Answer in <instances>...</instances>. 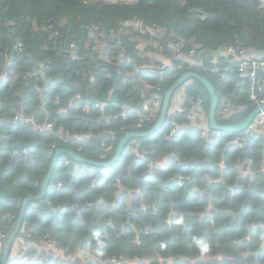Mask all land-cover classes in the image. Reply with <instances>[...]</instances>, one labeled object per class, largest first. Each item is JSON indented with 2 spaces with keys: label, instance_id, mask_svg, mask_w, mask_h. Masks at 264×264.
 <instances>
[{
  "label": "trees",
  "instance_id": "trees-1",
  "mask_svg": "<svg viewBox=\"0 0 264 264\" xmlns=\"http://www.w3.org/2000/svg\"><path fill=\"white\" fill-rule=\"evenodd\" d=\"M126 1L0 0V233L7 234L0 264L23 200L40 192L51 167L55 154L49 156V150L66 148L87 159L110 160L121 138L135 130L138 116L154 107L153 100L164 101L180 77L169 68L157 76L159 56L171 59L182 72L197 70L196 62L192 66L175 57L170 42L196 47L199 54L219 60L220 67L228 65L221 56L228 46L264 51V0ZM95 27L99 40L123 51L107 57L100 48L93 49ZM152 36H160L156 48ZM42 71L49 81L46 88ZM28 72H35V78L27 80ZM200 74L209 77L220 101L231 93L233 106L247 108L242 114L254 108L247 83L243 96L234 91L245 82L236 70L227 79L214 72ZM192 79L189 92L203 103L208 122L209 92ZM161 111L144 121L142 129H151ZM30 116L35 122H26ZM217 119L227 124L231 116L217 113ZM178 120L172 137L163 126L151 136L132 139L111 167L61 155L45 197L28 203L6 264H116L113 259L118 264H191L186 261L190 259L196 260L192 264H219L226 256L235 264H264V179L260 174L254 180L244 178L237 166L249 158H264L263 135L240 142L239 148L227 144L236 133L206 141L186 127L185 116ZM109 146L112 153L101 158ZM178 175L192 176L180 186ZM219 177V191L211 187L219 209L212 218L201 214L209 196L198 195L193 187L207 189L202 179ZM259 179L263 183L257 186ZM142 204H154L158 212H142ZM173 205L188 213L170 219ZM25 225L28 261L13 256L16 239L26 236ZM193 237L209 243L208 255L201 256ZM45 242H52L61 254H81L74 260L53 254L47 258L41 249Z\"/></svg>",
  "mask_w": 264,
  "mask_h": 264
},
{
  "label": "built area",
  "instance_id": "built-area-1",
  "mask_svg": "<svg viewBox=\"0 0 264 264\" xmlns=\"http://www.w3.org/2000/svg\"><path fill=\"white\" fill-rule=\"evenodd\" d=\"M137 26L142 27V25L137 23ZM98 27H95L91 30V39H92V45L93 49H98L100 47L98 36H95V33L97 31ZM155 34V33H154ZM152 42L151 46L156 48V46H159V38L160 36H152ZM111 39H114V36H111ZM114 41V40H113ZM172 48H174L175 57L178 59H182L184 62L192 63L194 65V62H196V67L199 69L198 72H214L219 74L223 78H228L227 74L232 72V69L236 70L237 74L240 76L241 80H244V83H239L238 88H242L245 83H247L248 90H249V98L250 101L253 103V105H256L258 107H262L264 105V51H252L249 52L243 48L235 47V46H228L223 52L222 56L227 61L228 65L225 67H220L219 63L220 61L217 59H214L212 57L206 56V60L204 61V58H201V60H197L196 57L199 55L198 49L196 47H192L190 49L187 48V45L185 43H179L176 44L173 42H170ZM141 45V43H139ZM119 47V53L123 51L124 48ZM19 50L21 51L22 45H18ZM159 49V47H157ZM159 59L161 60V65H159V68L161 70H165V68H169V70L176 72L177 74H180L183 69L180 66H176L169 62L168 59L163 58L162 56H159ZM36 76L35 72H29L27 74V80L31 79L32 77ZM194 81L193 79H188L184 83L180 85V87L177 89V95L179 100V104L176 109H172L171 114L174 115V117L170 120H166L164 123V126L168 127V135L169 137L174 136V134L177 132L178 127L180 126V121L178 120V117H180L181 113L185 110L186 113H184L182 116H185L186 118V127H192L197 132L200 133V136L203 140L210 141L215 138L221 137L224 132L221 130L213 129L206 121V112L203 107V103H201L200 100H196V96L191 95L189 92V88L193 85ZM154 101H156L154 103ZM154 107L149 110V112L142 118V120L136 125L133 126L135 129L134 131H140L142 128L145 129L144 121H152L154 118H156V115L160 112L162 108L163 101L159 98L153 100ZM247 108L243 104H237L233 106V103H222L218 106V114L221 117L227 116L232 111L237 112L238 110L244 111ZM258 117L264 118V110L261 111ZM20 115H16V119H19ZM26 122L33 123L35 122V118L33 116H30L26 119ZM47 124L48 128L52 127V123L48 122ZM262 122L258 121L257 119L253 120L252 125L250 124V127L246 130L245 135L247 137H257L262 132ZM264 127V125H263ZM39 128V126H38ZM243 139V135H236L231 142L232 143H238ZM67 140V139H66ZM114 140V139H113ZM68 141V140H67ZM129 144V143H128ZM105 153L102 154L101 158H106L107 153H112V147L109 146L105 149ZM49 156H52L55 154L54 149L52 148L48 152ZM163 167V166H161ZM184 180L186 178H182L180 180V185L182 186L184 183ZM217 182L219 183V179L217 181H208L207 184H211ZM216 200H213L211 202V214L216 215L219 212L218 207L216 206ZM21 229V228H20ZM23 234H26V236H22L16 239V246L14 247L15 250L13 251V256L20 255L23 258V255L26 256V260H28V253L30 250H28L29 242H28V236L26 225L23 227L22 230ZM7 238V234L5 232L0 233V252L3 248L2 239ZM48 243L47 248L50 249L51 254L53 255H60L63 256V252L60 250L55 249L52 244L50 245L49 242H45L44 244ZM251 251L247 249L245 251V254L249 255ZM78 255V256H77ZM71 257V254L69 255ZM73 259H76L80 256V254H74L72 255ZM255 256V255H254ZM258 256V255H257ZM114 263L118 264L119 260L113 259Z\"/></svg>",
  "mask_w": 264,
  "mask_h": 264
},
{
  "label": "water",
  "instance_id": "water-1",
  "mask_svg": "<svg viewBox=\"0 0 264 264\" xmlns=\"http://www.w3.org/2000/svg\"><path fill=\"white\" fill-rule=\"evenodd\" d=\"M130 2L132 0H127L126 2ZM201 55L198 56L197 59H201ZM189 78H196L198 81H200L208 90L209 95H210V109H209V120L208 124L216 130H221L226 133H242L244 130H246L250 124L252 123L253 119L261 112V108L264 109V105L260 107H256L254 110H252L249 114H246L242 119L234 121L232 123H227V124H220L217 119V113H218V106H219V99L217 96V91L209 77L203 76L197 72L189 71L184 73L166 92L164 96V102L162 106V111L161 115L156 122V124L149 130H144V131H135V132H128L126 133L121 140L119 141L117 150L113 158H111L108 161H95L91 159L84 158L83 156L77 154L76 152L66 149V148H59L56 150L55 155L52 160L51 167L44 178L42 185H41V190L40 192L35 195V196H28L23 200V205L22 209L20 212V215L18 217V220L16 222L17 227L16 230L12 236V239L7 246L4 255L1 260V264H6L7 262V255L9 253V248L11 246L12 240L17 234L19 227L23 221L25 210L27 208V205L30 201L32 200H41L45 197L46 189L53 177V173L58 161V158L63 155V154H68L71 157H73L75 160L78 162H84L90 165H94L97 167H111L112 165L115 164V162L120 158L121 154L125 151V147L127 146L128 142H130L134 138H143V137H148L153 134H155L157 131H159L167 118V115L170 113V105L172 101V97L176 90L180 87V85L185 82ZM244 111L238 110L237 113L242 114ZM224 162H222L223 164ZM194 263V262H193Z\"/></svg>",
  "mask_w": 264,
  "mask_h": 264
},
{
  "label": "crops",
  "instance_id": "crops-1",
  "mask_svg": "<svg viewBox=\"0 0 264 264\" xmlns=\"http://www.w3.org/2000/svg\"><path fill=\"white\" fill-rule=\"evenodd\" d=\"M101 50L102 51H104L105 52V54H106V56L107 57H110V55L112 54V53H114V47H110L109 46V42H108V40H106V39H102L101 40ZM103 48V49H102ZM248 51V50H247ZM253 50L252 49H249V52H252ZM199 55H201V57L202 58H204L203 60L205 61L206 60V56H208L209 57V55H207L206 53L205 54H199ZM221 56H222V54H221ZM223 57V56H222ZM9 62H11V60L9 59ZM169 62L170 63H172L171 62V59H169ZM154 63H153V60L151 61V65H153ZM173 64V63H172ZM191 65L193 66V64L191 63ZM195 67V69H196V66H194ZM166 71L167 70H161L160 68H159V74L158 73H156L157 74V76H159L160 77V75H161V77L166 73ZM6 74H7V70H5V72L2 74V77H5L6 76ZM41 75H43V76H45V74H44V72L42 71L41 73H40ZM227 79V78H226ZM43 80H45V83H44V85H45V88L47 87V85L49 84V81L46 79V76L44 77V79ZM245 85L240 89V88H238V85H237V87L235 88V92H237V90H239V95H241V96H243L244 95V93H245ZM246 89H247V91H249L248 90V86L246 85ZM217 91V90H216ZM237 94V93H236ZM235 94V95H236ZM234 95V96H235ZM238 95V94H237ZM219 99V98H218ZM179 100H180V98L178 99V95L175 97V100H174V102H173V104H172V109H176L177 108V106H178V104H179ZM230 100H231V93H228V94H226V95H224L223 96V99H222V101H220L219 100V104H222V103H228V102H230ZM248 101H250V98L248 97ZM251 102V101H250ZM252 103V102H251ZM252 105H253V103H252ZM254 108L252 109V110H254L255 108H256V105H254L253 106ZM251 110V111H252ZM251 111H249L247 114H249ZM206 112V111H205ZM148 113V112H147ZM147 113H141L138 117L139 118H143ZM261 113V112H260ZM259 113V114H260ZM233 114H239V113H237V112H235L234 113V111H232V113H230L229 115H227V116H224V117H222V118H226V117H228V116H231V121H229L228 123H231V122H233L234 120H233ZM259 114L253 119V120H255V119H257L258 121H261L263 124H262V135H263V138H264V127H263V125H264V118H261V117H258L259 116ZM208 123V122H207ZM252 123H253V121H252ZM252 123H251V125H252ZM191 127V126H190ZM192 128V127H191ZM199 135H200V133H199ZM242 141H240V142H243L244 140L243 139H241ZM251 141V140H250ZM240 142H238V143H232L231 142V140L229 141V142H227V144H233V145H237L239 148H240V146H241V144H240ZM222 162H224L223 164H222ZM221 162V168L222 169H224L225 168V160H223ZM159 163H161V165H160V167L161 166H163L164 165V161L163 160H161V161H159ZM241 163V164H240ZM239 165V167H240V169H241V171H242V176L244 177V178H246L247 177V179H252V180H254L255 178H257L258 176H259V174H260V176H261V178L262 179H264V158L259 162L258 160H256V159H254V158H249L248 160H246V161H241V162H239V163H237V166ZM95 171V170H94ZM93 171V172H94ZM191 176L192 175H187V177H185L186 178V181L187 180H190V178H191ZM182 178H184V177H182L181 175H178V176H176L175 177V180H179V184H180V180L182 179ZM219 179V184L222 182V179H221V177H219V178H215V179H208V178H203L202 179V181L204 182H207L208 183V181H213V180H215V181H217ZM192 180V179H191ZM206 183V184H207ZM263 182H262V180L261 179H259V180H257V182H256V185L257 186H260L261 184H262ZM184 184H185V182L183 183V185L182 186H184ZM217 182H214V183H211V184H207V185H209V188H207V189H204V188H200V187H198V186H196V187H193V190H195V192L197 191V193H198V195H203V193H205L206 195H208L209 196V204H208V208L206 207L202 212H201V214H204V213H206V214H208L209 216H211L212 217V214H211V202H213V200H216V202H217V196H215L214 197V194H213V196L211 195V187H213L214 185L216 186V191H219V187H220V185H219ZM181 186V185H180ZM147 208V204H142L141 205V210H145ZM188 213V211H182L181 209H177L176 208V206H172V208L170 209V212H169V218L171 219L172 217H173V215L174 214H179V215H186ZM213 218V217H212ZM152 227V226H151ZM150 227V228H151ZM146 230H148V231H151L150 229H146ZM160 231V230H159ZM142 233V232H141ZM160 233H161V231H160ZM41 249L42 250H44V254H47V255H49L50 254V249L49 248H42L41 247ZM81 254V253H80ZM247 255V254H246ZM35 256H38L37 254L35 255ZM51 256V255H50ZM232 261V260H231ZM232 263L233 264H235V262L234 261H232ZM134 264V263H133Z\"/></svg>",
  "mask_w": 264,
  "mask_h": 264
},
{
  "label": "rangeland",
  "instance_id": "rangeland-1",
  "mask_svg": "<svg viewBox=\"0 0 264 264\" xmlns=\"http://www.w3.org/2000/svg\"><path fill=\"white\" fill-rule=\"evenodd\" d=\"M196 69H199L198 67H196ZM222 89V87L220 86L219 87V91ZM146 102H149V101H146ZM156 101H154V103H155ZM256 107H258V106H256ZM261 108V107H260ZM262 110H264V109H262L261 108V111ZM184 113H186V111L184 110L182 113H181V115L180 116H182ZM246 114H238L237 116H235L234 118H233V120H240V119H242L244 116H245ZM250 127V126H249ZM248 127V128H249ZM247 128V129H248ZM246 129V130H247ZM246 130H244L241 134L243 135V140L245 141V140H248V141H250L252 138H256V137H247L246 135H245V132H246ZM262 133H260L258 136H260ZM257 136V137H258ZM201 137V136H200ZM91 173H93V171L94 170H89ZM118 178H120V176L118 177ZM117 179L115 178L114 179V181H116ZM216 206L218 207V204L216 203ZM209 207V206H208ZM207 207V208H208ZM149 210H151L154 214H156L157 212H158V208L156 207V205H154V204H147V208L145 209V210H141L142 212H146V211H149ZM81 212H82V210H81ZM204 214H206V213H204ZM212 217H215V215H213L212 214ZM151 227V226H150ZM152 228H153V226H152ZM15 230H16V228H15ZM15 230H14V232H15ZM21 229H20V227H19V230L18 231H20ZM142 232V231H141ZM141 232H139L138 231V233L140 234ZM149 231L147 230L146 231V233H148ZM159 232V234H160V231H158ZM49 244L51 245L52 244V242H49ZM47 245H48V243H46V244H43L42 245V248H46L47 247ZM262 245H264V241L262 242ZM11 249V246H10V248H9V250ZM78 256V255H77ZM218 257L219 256H222L223 258H225L224 256H223V254H219V255H217ZM45 257H50V254L49 255H47V256H45ZM62 258H64L65 260H69V259H73V256H69V255H67V254H63V256H62ZM227 258H230V257H228V256H226V258L224 259V261H222L221 263H219V264H233L232 262H229V260L227 259ZM27 258H26V256L25 255H23V260L24 261H28V260H26ZM185 260V259H184ZM187 262H189V263H193V262H195V261H191V259L190 260H186Z\"/></svg>",
  "mask_w": 264,
  "mask_h": 264
},
{
  "label": "clouds",
  "instance_id": "clouds-1",
  "mask_svg": "<svg viewBox=\"0 0 264 264\" xmlns=\"http://www.w3.org/2000/svg\"><path fill=\"white\" fill-rule=\"evenodd\" d=\"M131 2V1H130ZM99 43H100V47H101V40H99ZM109 46H110V43H109ZM99 47V48H100ZM110 47H114V51L116 52H118V50H119V47L118 46H116V45H114V46H110ZM101 49V48H100ZM115 54H117V53H115ZM199 56V55H198ZM198 56L196 57V59L198 58ZM197 60H201V59H197ZM10 63L11 62H9V65H10ZM171 71V70H170ZM189 71H193V72H197L198 73V70H189ZM189 71H186V72H189ZM172 72H174V71H172ZM186 72H181L180 74H177L178 76H182L184 73H186ZM29 73V72H28ZM27 73V74H28ZM175 73V72H174ZM26 74V75H27ZM200 74V73H199ZM42 79H44V77L45 76H43V75H41L40 76ZM179 77V78H180ZM32 78H35V76L34 77H32ZM31 78V79H32ZM189 79H192V78H189ZM188 80V79H187ZM184 83V82H183ZM164 102V101H163ZM162 106H163V104H162ZM205 109V108H204ZM161 110H162V108H161ZM171 109H170V113L168 114V115H170L171 114ZM205 111H206V109H205ZM245 112V111H244ZM167 115V116H168ZM206 115H207V112H206ZM142 120V118L140 119V121ZM166 120H167V118H166ZM234 121H237V120H234ZM233 121V122H234ZM166 122V121H165ZM232 123V122H231ZM164 126V125H163ZM140 131H144V129H142V130H140ZM131 132H135V131H131ZM224 133H226V132H224ZM238 135H241V133H239ZM55 152H56V150H55ZM193 242L195 243V245L197 246V248H198V250H199V252H200V254H201V256H206V255H208L209 254V252L211 251V248H210V245H209V243L207 242V241H205L203 238H200V237H193ZM98 244H102V241H99L98 240ZM50 255H51V253H50ZM43 264V263H42Z\"/></svg>",
  "mask_w": 264,
  "mask_h": 264
},
{
  "label": "flooded vegetation",
  "instance_id": "flooded-vegetation-1",
  "mask_svg": "<svg viewBox=\"0 0 264 264\" xmlns=\"http://www.w3.org/2000/svg\"><path fill=\"white\" fill-rule=\"evenodd\" d=\"M12 239V238H11Z\"/></svg>",
  "mask_w": 264,
  "mask_h": 264
}]
</instances>
